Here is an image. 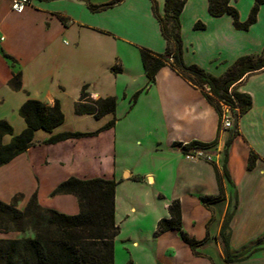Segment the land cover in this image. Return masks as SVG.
Instances as JSON below:
<instances>
[{
	"label": "crops",
	"instance_id": "0c3cea01",
	"mask_svg": "<svg viewBox=\"0 0 264 264\" xmlns=\"http://www.w3.org/2000/svg\"><path fill=\"white\" fill-rule=\"evenodd\" d=\"M12 1L0 0V121L22 133L27 124L20 108L34 99L51 106L59 101L65 122L52 132L37 131L29 149L0 166V200L10 204L22 195L17 208L23 211L36 194L43 209L78 215L76 196H52L60 184L70 178L114 180L119 182L114 264H264V252L228 262L221 238L236 200L230 252L264 236V70L238 85V91L251 95L253 106L240 118V134L228 152L229 181L223 176L229 132L203 92L169 66L149 86L140 51L166 52L153 11L156 3L162 13L165 0H122L99 12L91 11L88 2L112 0H31L20 14L13 11ZM254 1L246 7L243 0L232 3L242 22ZM197 23L205 28L196 29ZM181 25L185 63L216 77L241 56L264 49V5L257 24L241 31L230 15L211 16L209 0H188ZM19 72L22 90L14 91L9 81ZM84 87L94 100L115 97V113L101 119L76 115ZM112 121L115 125L97 136L46 143L65 132H95ZM11 139L5 136L3 143ZM193 142L213 144L215 160H187L179 145ZM251 153L259 159L248 170ZM220 195L224 199L210 206L201 200ZM174 201L181 204L184 232L204 241L196 249L176 230L155 234L159 221L170 217ZM28 234L0 233V239L33 237Z\"/></svg>",
	"mask_w": 264,
	"mask_h": 264
},
{
	"label": "trees",
	"instance_id": "16d2710c",
	"mask_svg": "<svg viewBox=\"0 0 264 264\" xmlns=\"http://www.w3.org/2000/svg\"><path fill=\"white\" fill-rule=\"evenodd\" d=\"M122 0H112L103 5L88 2L91 11L99 12L119 4ZM188 0H165L164 9L159 13L156 3L153 11L160 23L161 32L167 42L166 52L154 53L141 49V60L149 80V86L156 82L159 71L169 66L194 87L200 89L219 113L220 123L224 113L223 106L232 110L233 128L229 129L226 141L223 165V176L230 181L226 166L228 152L233 141L239 136L238 124L240 118L253 106L251 95L238 91V85L249 75L264 70V49L258 54L241 56L220 77L208 73L198 65H187L184 61V45L182 38L181 14ZM239 0H209V13L213 17L226 14L233 18L237 30L249 31L257 22L260 6L264 0H256L249 18L242 22L239 11L233 2ZM196 29H204L202 23L195 25ZM14 91L22 90V73H15L9 81ZM141 92L133 98L136 102ZM117 99L109 97L94 100L87 87L81 91L79 101L75 105L78 116L92 115L101 119L115 113ZM20 116L25 120L27 128L20 134H15L14 128L5 120L0 121V166L10 163L33 145L35 133L39 130L52 132L63 125L65 115L59 101L53 106L34 99L27 100L20 108ZM115 121L108 123L95 132H65L46 141L47 144L68 139H80L97 136L102 131L112 128ZM5 136H11L9 144L3 143ZM213 144L193 142L183 147L188 151L192 147H211ZM180 147L182 145H179ZM258 156L251 153L248 170H253ZM220 177V174H219ZM119 182L102 178L81 180L70 178L60 184L52 193L57 195H74L80 204L78 215H66L55 210L43 209L34 194L23 211L17 208L22 195L15 196L10 204L0 200V233L21 232L33 233V237L21 239H0V264H114V240L119 233L115 222V195ZM224 199L223 195L203 197L202 202L210 206ZM238 202L226 214L221 238L225 246L228 262H242L255 254L264 252V236L245 247L242 251L232 254L229 250L231 223L235 216ZM169 218L159 221L156 236L171 230L179 232L182 240L191 248L196 249L204 244L191 238L182 228L181 204L174 201L169 207Z\"/></svg>",
	"mask_w": 264,
	"mask_h": 264
},
{
	"label": "built area",
	"instance_id": "2783aa9c",
	"mask_svg": "<svg viewBox=\"0 0 264 264\" xmlns=\"http://www.w3.org/2000/svg\"><path fill=\"white\" fill-rule=\"evenodd\" d=\"M31 3V0H13L12 1V9L16 13H23L27 6ZM224 113L222 117V129L227 131L233 128V118H232V110L223 106ZM186 145L181 146L183 147ZM213 147H192L188 151H183L184 157L189 161H198L203 160L209 163H212L215 160V152Z\"/></svg>",
	"mask_w": 264,
	"mask_h": 264
},
{
	"label": "rangeland",
	"instance_id": "374dc122",
	"mask_svg": "<svg viewBox=\"0 0 264 264\" xmlns=\"http://www.w3.org/2000/svg\"><path fill=\"white\" fill-rule=\"evenodd\" d=\"M249 2H250V0H243V2H242V3H243V4H242L243 7H246V6L248 5ZM255 3H256V0L254 1V4H255ZM263 5H264V4H262V5L260 6V9H261V7H262ZM253 6H254V5H253ZM252 8H253V7H252ZM251 10H252V9H251ZM259 11H260V10H259ZM239 12H240V11H239ZM247 20H248V19H247ZM247 20H245V21H247ZM245 21H244V22H245ZM255 24H257V22H256ZM255 24H254V25H255ZM254 25H252L251 28H252ZM251 28H250V29H251ZM250 29H249V30H250ZM69 126H72V123H69ZM31 234H32V232H29L28 235H31Z\"/></svg>",
	"mask_w": 264,
	"mask_h": 264
}]
</instances>
